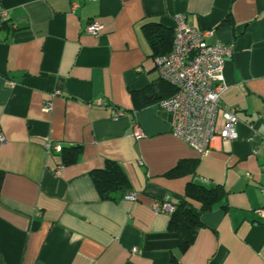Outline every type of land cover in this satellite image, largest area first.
<instances>
[{
    "label": "crops",
    "instance_id": "crops-1",
    "mask_svg": "<svg viewBox=\"0 0 264 264\" xmlns=\"http://www.w3.org/2000/svg\"><path fill=\"white\" fill-rule=\"evenodd\" d=\"M2 11L0 264H264V0H0ZM179 13L232 49L217 123L234 108L238 138L216 136L203 154L170 131L158 101L172 87L142 27L171 40ZM91 20L98 34L84 31ZM47 143L81 149L62 165ZM106 160L134 200L99 198L89 172ZM189 182L226 193L208 211L193 201L203 226L181 252L170 213L153 204H176Z\"/></svg>",
    "mask_w": 264,
    "mask_h": 264
},
{
    "label": "built area",
    "instance_id": "built-area-1",
    "mask_svg": "<svg viewBox=\"0 0 264 264\" xmlns=\"http://www.w3.org/2000/svg\"><path fill=\"white\" fill-rule=\"evenodd\" d=\"M76 4L73 5L75 7ZM5 20V13L0 12V26ZM102 24L91 20L84 31L88 34H98ZM209 31L196 30L186 21L182 13L173 16V42L170 52L158 55L154 59L155 68L165 83L173 92L161 98L158 105L170 116V131L178 138L187 142L197 153L206 152L214 137L223 140L238 138L236 126L238 118L234 108H222L220 123H217L220 99L225 86L223 85V66L226 57L232 53L231 47L206 42ZM55 92L54 94H56ZM104 104V102H98ZM50 101H45L43 110H49ZM119 113L116 112L115 116ZM253 129V126H251ZM135 139L144 133L135 124L133 126ZM0 132V141H3ZM47 150L59 152L60 144H46ZM123 199L134 200V194L128 193ZM175 204L167 199L155 202V211L171 213ZM257 212L264 215V208Z\"/></svg>",
    "mask_w": 264,
    "mask_h": 264
},
{
    "label": "trees",
    "instance_id": "trees-1",
    "mask_svg": "<svg viewBox=\"0 0 264 264\" xmlns=\"http://www.w3.org/2000/svg\"><path fill=\"white\" fill-rule=\"evenodd\" d=\"M143 29L150 39L153 47H158L161 50L157 52V55H164L171 49L173 37L168 41H159L156 39L155 32L151 29L154 28L153 24H143ZM149 30V31H148ZM162 48H166V51H162ZM173 92V89L171 93ZM170 93V94H171ZM167 97V96H166ZM61 146V145H60ZM81 146H62L58 152L62 165L71 164L75 162L80 153ZM196 165V161H191L184 167L182 164H178L173 169L169 170L167 175L179 174L182 170L193 169ZM89 176L97 190L99 198L101 200H108L112 202H119L130 191V182L125 174V171L114 160H106L103 168L94 169L89 172ZM224 189L219 186L207 187L203 184H196L189 182L185 188L184 197L179 200L174 210L170 213V219L168 223V230L179 233L181 240L179 244V250L181 252L186 251L192 244L196 233L203 223L200 220L199 213H196L193 209V201L200 204V211H208L213 208L214 205L221 202L225 196Z\"/></svg>",
    "mask_w": 264,
    "mask_h": 264
}]
</instances>
